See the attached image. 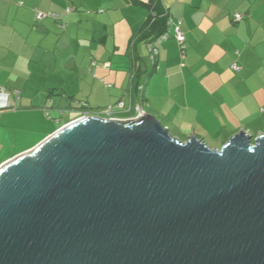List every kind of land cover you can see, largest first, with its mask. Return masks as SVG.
I'll return each instance as SVG.
<instances>
[{"label": "water", "instance_id": "obj_1", "mask_svg": "<svg viewBox=\"0 0 264 264\" xmlns=\"http://www.w3.org/2000/svg\"><path fill=\"white\" fill-rule=\"evenodd\" d=\"M0 264H264V135L76 119L0 169Z\"/></svg>", "mask_w": 264, "mask_h": 264}, {"label": "crops", "instance_id": "obj_2", "mask_svg": "<svg viewBox=\"0 0 264 264\" xmlns=\"http://www.w3.org/2000/svg\"><path fill=\"white\" fill-rule=\"evenodd\" d=\"M142 1L0 0V169L86 109L120 103L115 117L141 106L180 141L224 145L261 126L264 0H161L170 37L153 58Z\"/></svg>", "mask_w": 264, "mask_h": 264}, {"label": "trees", "instance_id": "obj_3", "mask_svg": "<svg viewBox=\"0 0 264 264\" xmlns=\"http://www.w3.org/2000/svg\"><path fill=\"white\" fill-rule=\"evenodd\" d=\"M150 9V16L146 21L144 29L140 33V37L145 33L143 37L147 44L154 43L160 36L164 35L169 30V14L163 7L161 0H147L142 1ZM137 40V39H136ZM90 115H102L103 111L86 109Z\"/></svg>", "mask_w": 264, "mask_h": 264}, {"label": "built area", "instance_id": "obj_4", "mask_svg": "<svg viewBox=\"0 0 264 264\" xmlns=\"http://www.w3.org/2000/svg\"><path fill=\"white\" fill-rule=\"evenodd\" d=\"M235 17H236V20H238V19L240 18V16H235ZM173 36H174V38H175V39H176V40H177L182 46L184 45V42H185V36H184V34H183V32H182V30H181V28H180L179 25L173 30ZM169 37H170V34H169V32H167V33H165L163 36H161V37L158 39V41H159V42H163L164 40H166V39L169 38ZM149 50H150V52H151V54H152V58L155 57L156 54H157V50H156L154 44H150V45H149ZM233 68H234L235 70H239L237 65H233ZM123 107H124L123 103H120V104L117 105L116 107H111V106H110L109 108H107V109L103 112L102 115H100V117L105 118V119H111V120H113V119H114V120H122V119H119V118L115 117V109H116V108H123ZM83 108H86V105H84ZM136 112H137V113H136L135 117L132 118V119L139 118V117H141L143 114H145L141 106H137V107H136Z\"/></svg>", "mask_w": 264, "mask_h": 264}, {"label": "rangeland", "instance_id": "obj_5", "mask_svg": "<svg viewBox=\"0 0 264 264\" xmlns=\"http://www.w3.org/2000/svg\"><path fill=\"white\" fill-rule=\"evenodd\" d=\"M258 98V97H257ZM261 97H259L260 99ZM258 99V101H260ZM259 108L256 107L255 109V114L256 116H259V121H261V126H257L254 129H251L250 132H246L248 134H250L251 136H253V138L255 139L258 135H264V109H262L261 111L258 112ZM241 132V131H240ZM173 135V134H172ZM224 135H216V136H208L206 137V141H203L208 147H210L211 149H222L223 147V142H224ZM180 140V139H179ZM202 140V139H201ZM188 141V140H187ZM181 142H186V141H181Z\"/></svg>", "mask_w": 264, "mask_h": 264}, {"label": "clouds", "instance_id": "obj_6", "mask_svg": "<svg viewBox=\"0 0 264 264\" xmlns=\"http://www.w3.org/2000/svg\"><path fill=\"white\" fill-rule=\"evenodd\" d=\"M87 115H90L89 113H87ZM87 115H85V116H87ZM91 116H98V115H91ZM98 117H100V116H98Z\"/></svg>", "mask_w": 264, "mask_h": 264}]
</instances>
